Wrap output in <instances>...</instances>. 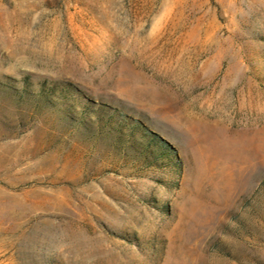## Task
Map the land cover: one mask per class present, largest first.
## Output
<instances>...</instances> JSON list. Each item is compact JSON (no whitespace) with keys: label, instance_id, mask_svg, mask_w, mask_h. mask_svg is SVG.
Returning a JSON list of instances; mask_svg holds the SVG:
<instances>
[{"label":"rangeland","instance_id":"1","mask_svg":"<svg viewBox=\"0 0 264 264\" xmlns=\"http://www.w3.org/2000/svg\"><path fill=\"white\" fill-rule=\"evenodd\" d=\"M0 264H264V0H0Z\"/></svg>","mask_w":264,"mask_h":264}]
</instances>
